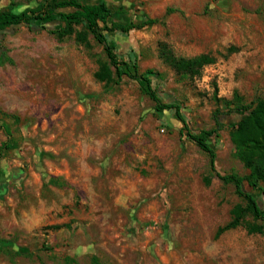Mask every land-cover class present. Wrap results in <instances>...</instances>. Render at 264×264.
I'll list each match as a JSON object with an SVG mask.
<instances>
[{
	"label": "rangeland",
	"instance_id": "rangeland-1",
	"mask_svg": "<svg viewBox=\"0 0 264 264\" xmlns=\"http://www.w3.org/2000/svg\"><path fill=\"white\" fill-rule=\"evenodd\" d=\"M81 1L106 2L120 24L162 20L109 39L122 61L156 73L161 100L180 106L192 133L216 130L219 173L248 175L235 156L233 109L264 99V0ZM44 2L0 0V9ZM76 33L20 25L0 34V264H264L251 214L221 232L246 202L174 111L159 114L126 76L96 79L104 48ZM162 44L216 61L182 75Z\"/></svg>",
	"mask_w": 264,
	"mask_h": 264
},
{
	"label": "trees",
	"instance_id": "trees-1",
	"mask_svg": "<svg viewBox=\"0 0 264 264\" xmlns=\"http://www.w3.org/2000/svg\"><path fill=\"white\" fill-rule=\"evenodd\" d=\"M173 10H168L169 15ZM114 10L106 2L84 3L81 0H46L37 7H28L22 12L16 13L12 9H0V34L20 25H26L30 31L47 30L56 36L63 38L76 33V27L84 29L76 33V39L80 42L87 41V35L103 46L108 62L103 63L95 76L101 82L118 84L126 76L139 83L142 92L156 104V111L165 116V112L175 113V117L181 121L188 130V137L198 147L208 154L211 170L226 185L235 186L236 193L246 202V206L237 204L232 210V220L221 229V232L237 228L243 219L251 214L255 223L247 224L249 233L264 234V202L260 195L253 191L260 190L264 195V99L258 98L255 103L246 105L238 103L233 112L240 115L234 125L231 134L232 142L236 147L235 156L244 164L249 174L239 176L237 174H221L216 169L217 152L211 145L210 139L216 130H203L192 133L189 122L183 116L180 106L176 103H166L160 98L158 90L153 86L152 76L156 73L149 70L139 72L136 62H125L120 59L117 52L118 45L109 39V34L116 32L127 34L131 30L144 29L162 23V20L147 17L141 22L120 24L113 22ZM161 58L177 73L197 76L201 70L216 61L209 55H200L194 58L179 57L166 45L160 47ZM239 100V96L236 95ZM242 102V101H241ZM6 144L5 149H9ZM55 178H51L53 182ZM250 188V190L248 189ZM263 221L262 223H259Z\"/></svg>",
	"mask_w": 264,
	"mask_h": 264
}]
</instances>
